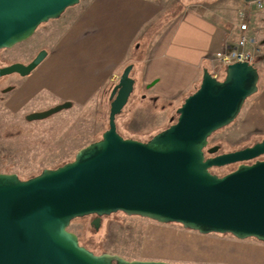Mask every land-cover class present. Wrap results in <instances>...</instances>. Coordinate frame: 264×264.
Returning <instances> with one entry per match:
<instances>
[{"label": "water", "instance_id": "1", "mask_svg": "<svg viewBox=\"0 0 264 264\" xmlns=\"http://www.w3.org/2000/svg\"><path fill=\"white\" fill-rule=\"evenodd\" d=\"M79 1L0 0V50L27 40ZM46 55L41 49L27 63L2 66L0 77L26 76ZM131 70L129 63L110 90L108 127L98 140L79 148L71 161L27 179L0 172V264H190L95 254L68 229L74 218L91 214L97 229L101 216L117 211L264 242V137L227 152L208 146L210 135L230 124L257 92L255 65L230 63L220 79L204 68L176 119L146 140L117 132L116 115L134 88ZM70 105L65 101L26 119H44ZM229 164L237 165L223 175L210 171Z\"/></svg>", "mask_w": 264, "mask_h": 264}, {"label": "crops", "instance_id": "2", "mask_svg": "<svg viewBox=\"0 0 264 264\" xmlns=\"http://www.w3.org/2000/svg\"><path fill=\"white\" fill-rule=\"evenodd\" d=\"M176 1L179 8L172 11L165 9L169 0H80L44 60L14 79L5 107L14 113L65 101L71 102L68 108L83 107L131 63L133 100L172 113L200 84L204 68L220 70L215 54L235 44L244 19L247 34L264 43V0ZM260 63L258 91L242 110L240 127L262 139L264 60ZM240 255L233 264H264V256L253 251Z\"/></svg>", "mask_w": 264, "mask_h": 264}, {"label": "rangeland", "instance_id": "3", "mask_svg": "<svg viewBox=\"0 0 264 264\" xmlns=\"http://www.w3.org/2000/svg\"><path fill=\"white\" fill-rule=\"evenodd\" d=\"M80 3L64 10L57 19L40 24L27 40L11 48L1 49L0 67L13 62L27 63L39 50L47 49ZM176 3V0H169L165 9L177 10L179 7L175 6ZM212 4L217 5L215 2ZM259 43L263 47L257 55L256 67L262 70L260 61L264 60V43ZM223 73L224 70L218 79L223 77ZM14 79H19V75L13 73L0 77V172H13L21 179H27L43 168L62 165L71 161L79 148L98 140L108 127L109 93L113 84L109 83L104 92L98 93L83 107L64 108L44 119L27 120V114L40 111L14 113L4 105ZM256 94L244 101L230 124L210 135L208 146L219 145L218 152H227L261 139L260 135L243 133L240 127L241 112ZM133 97L131 93L115 118L117 132L124 138L146 140L177 117L176 110L158 113L160 104L135 102ZM164 105L162 109H165ZM236 165L213 167L210 170L223 175ZM93 217L94 214L74 218L68 229L78 236L81 245L95 254L106 251L129 260L154 259L190 264H233L237 263L235 257L248 251L264 256V242L255 238L240 240L230 234H201L178 223H160L121 211L101 216L99 227L95 229L91 224Z\"/></svg>", "mask_w": 264, "mask_h": 264}, {"label": "built area", "instance_id": "4", "mask_svg": "<svg viewBox=\"0 0 264 264\" xmlns=\"http://www.w3.org/2000/svg\"><path fill=\"white\" fill-rule=\"evenodd\" d=\"M244 15L245 13L241 14L243 18ZM239 29L241 30V34L235 44L230 46L228 49L217 51L215 54V59L218 61L220 66V70L213 72L212 74L216 78L221 76V71L224 70L230 63L239 61L254 64L257 55L263 47H261L262 44L259 43L256 38L247 34L249 29L247 20L244 19L239 24Z\"/></svg>", "mask_w": 264, "mask_h": 264}, {"label": "flooded vegetation", "instance_id": "5", "mask_svg": "<svg viewBox=\"0 0 264 264\" xmlns=\"http://www.w3.org/2000/svg\"><path fill=\"white\" fill-rule=\"evenodd\" d=\"M95 218V215H94V217L92 218V220ZM100 220H101V218H100Z\"/></svg>", "mask_w": 264, "mask_h": 264}, {"label": "trees", "instance_id": "6", "mask_svg": "<svg viewBox=\"0 0 264 264\" xmlns=\"http://www.w3.org/2000/svg\"><path fill=\"white\" fill-rule=\"evenodd\" d=\"M211 171V170H210Z\"/></svg>", "mask_w": 264, "mask_h": 264}]
</instances>
